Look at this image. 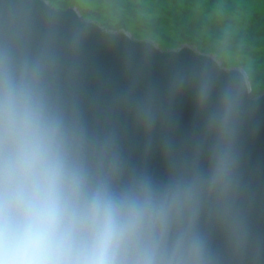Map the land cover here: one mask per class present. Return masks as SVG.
<instances>
[{
  "label": "water",
  "instance_id": "1",
  "mask_svg": "<svg viewBox=\"0 0 264 264\" xmlns=\"http://www.w3.org/2000/svg\"><path fill=\"white\" fill-rule=\"evenodd\" d=\"M4 18L0 47L20 60L43 56L60 102L91 134L113 138L129 170L158 183L177 164L207 173L229 100V193L202 206L198 231L206 264H264V88L252 98L244 69L190 45L164 51L48 0H0Z\"/></svg>",
  "mask_w": 264,
  "mask_h": 264
},
{
  "label": "clouds",
  "instance_id": "2",
  "mask_svg": "<svg viewBox=\"0 0 264 264\" xmlns=\"http://www.w3.org/2000/svg\"><path fill=\"white\" fill-rule=\"evenodd\" d=\"M50 69L0 47V264H206L198 222L228 197L230 101L207 173L177 164L158 183L60 102Z\"/></svg>",
  "mask_w": 264,
  "mask_h": 264
},
{
  "label": "rangeland",
  "instance_id": "3",
  "mask_svg": "<svg viewBox=\"0 0 264 264\" xmlns=\"http://www.w3.org/2000/svg\"><path fill=\"white\" fill-rule=\"evenodd\" d=\"M75 7L110 31H128L162 50L190 45L223 67L242 68L252 98L264 88V0H48Z\"/></svg>",
  "mask_w": 264,
  "mask_h": 264
}]
</instances>
